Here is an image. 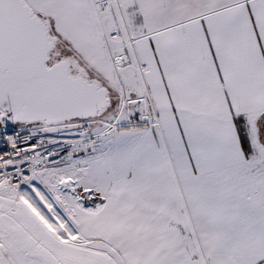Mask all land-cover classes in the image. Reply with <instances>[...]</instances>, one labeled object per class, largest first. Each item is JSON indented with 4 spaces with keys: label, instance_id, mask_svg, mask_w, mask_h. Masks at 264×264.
<instances>
[{
    "label": "snow or ice",
    "instance_id": "1",
    "mask_svg": "<svg viewBox=\"0 0 264 264\" xmlns=\"http://www.w3.org/2000/svg\"><path fill=\"white\" fill-rule=\"evenodd\" d=\"M0 264H264V0H0Z\"/></svg>",
    "mask_w": 264,
    "mask_h": 264
}]
</instances>
